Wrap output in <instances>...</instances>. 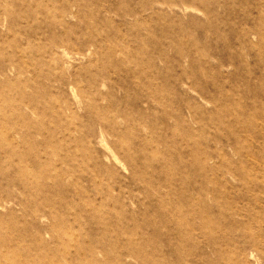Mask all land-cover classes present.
<instances>
[{"label": "rangeland", "instance_id": "1", "mask_svg": "<svg viewBox=\"0 0 264 264\" xmlns=\"http://www.w3.org/2000/svg\"><path fill=\"white\" fill-rule=\"evenodd\" d=\"M0 264H264V0H0Z\"/></svg>", "mask_w": 264, "mask_h": 264}]
</instances>
